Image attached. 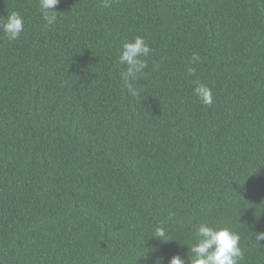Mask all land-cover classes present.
<instances>
[{
    "label": "trees",
    "instance_id": "obj_1",
    "mask_svg": "<svg viewBox=\"0 0 264 264\" xmlns=\"http://www.w3.org/2000/svg\"><path fill=\"white\" fill-rule=\"evenodd\" d=\"M11 11L25 27L0 31V264H169L205 221L264 264V0H60L52 26L39 0H0ZM136 36L151 52L133 96L119 54Z\"/></svg>",
    "mask_w": 264,
    "mask_h": 264
},
{
    "label": "clouds",
    "instance_id": "obj_2",
    "mask_svg": "<svg viewBox=\"0 0 264 264\" xmlns=\"http://www.w3.org/2000/svg\"><path fill=\"white\" fill-rule=\"evenodd\" d=\"M60 0H39V9L47 26L57 22V5ZM104 7H111V0H103ZM24 17L17 11H11L6 17H0V31L9 41L17 40L24 31ZM151 49L143 36H136L132 40L123 42L119 54V63L126 65L121 72V79L133 96L138 95V89L133 84L138 82L148 67L147 61ZM198 54H193L192 63L199 61ZM189 75L195 73L194 67H188ZM195 96L204 105L213 103L210 87L204 83H197L193 89ZM154 236L161 241H169L166 228L159 225L154 230ZM240 234L229 227H212L208 222H201L195 227L194 243L189 247L186 259L179 254L173 255L169 264H240L244 258V251L240 247ZM256 239L264 240V232H257ZM191 252V256H189ZM160 264V260L158 259ZM157 264V262H156Z\"/></svg>",
    "mask_w": 264,
    "mask_h": 264
}]
</instances>
